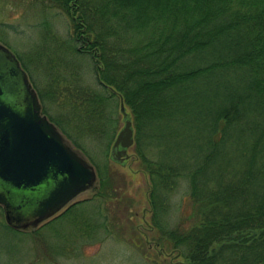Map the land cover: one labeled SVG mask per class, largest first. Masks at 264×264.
<instances>
[{
	"label": "trees",
	"instance_id": "obj_1",
	"mask_svg": "<svg viewBox=\"0 0 264 264\" xmlns=\"http://www.w3.org/2000/svg\"><path fill=\"white\" fill-rule=\"evenodd\" d=\"M39 1L64 16L72 51L108 92L62 94L76 74L50 68L44 93L87 110L88 124L121 97L149 183L150 238L182 264H264V0ZM182 184L188 212L169 220Z\"/></svg>",
	"mask_w": 264,
	"mask_h": 264
},
{
	"label": "rangeland",
	"instance_id": "obj_2",
	"mask_svg": "<svg viewBox=\"0 0 264 264\" xmlns=\"http://www.w3.org/2000/svg\"><path fill=\"white\" fill-rule=\"evenodd\" d=\"M65 22L58 10L45 8L39 0H0V45L18 55L28 68L39 91L40 113L92 166L94 187L77 194L47 226L44 222L11 230L3 226L0 209V264H182L167 245L160 246L150 238L149 183L132 146L121 161L110 158L111 143L122 126L118 96L103 100L101 113L88 124L87 110L79 106L72 109L69 101L61 103L63 95L56 100L44 93L52 68L63 76L71 75L68 69L76 74L75 81L69 78L66 85L60 82L62 94L75 84L108 94L97 83L88 55L72 51ZM59 63L69 68L61 69ZM79 112L80 117L76 116ZM182 187L170 198L172 207L165 211L169 220L188 212L185 198L180 196Z\"/></svg>",
	"mask_w": 264,
	"mask_h": 264
},
{
	"label": "water",
	"instance_id": "obj_3",
	"mask_svg": "<svg viewBox=\"0 0 264 264\" xmlns=\"http://www.w3.org/2000/svg\"><path fill=\"white\" fill-rule=\"evenodd\" d=\"M0 55V206L6 225L24 228L94 187L95 175L92 166L40 113L36 93L14 54L0 45ZM119 112L122 126L110 146L113 161L125 158L133 141L120 97ZM15 198H33L28 208L30 221L15 213L19 208Z\"/></svg>",
	"mask_w": 264,
	"mask_h": 264
},
{
	"label": "flooded vegetation",
	"instance_id": "obj_4",
	"mask_svg": "<svg viewBox=\"0 0 264 264\" xmlns=\"http://www.w3.org/2000/svg\"><path fill=\"white\" fill-rule=\"evenodd\" d=\"M33 198H15L14 203L16 205H19V208H15V213H18L20 216H22L23 218H27L29 221L31 220V218L29 217V203H30V200H32ZM72 200V199H71ZM70 200V201H71ZM68 201L61 209H59L57 212H55L54 214H52L51 216L45 218V220H43L42 222L40 221L39 223L37 224H33V223H30L28 224L27 226H25L24 228H16V227H12V229H18L19 231L20 230H25V229H28V228H31V227H35L37 225H40V224H43L44 222L50 220L52 217L58 215L59 213H61L66 207H68L72 202ZM0 209H1V212H2V207L0 206ZM26 210H27V213H26ZM30 218V219H29ZM8 226V225H7ZM10 227V226H9ZM10 227V228H11Z\"/></svg>",
	"mask_w": 264,
	"mask_h": 264
}]
</instances>
